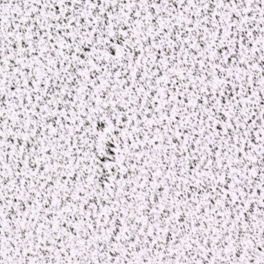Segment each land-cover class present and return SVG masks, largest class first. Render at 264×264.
<instances>
[{
	"label": "snow or ice",
	"instance_id": "1",
	"mask_svg": "<svg viewBox=\"0 0 264 264\" xmlns=\"http://www.w3.org/2000/svg\"><path fill=\"white\" fill-rule=\"evenodd\" d=\"M0 264H264V0H0Z\"/></svg>",
	"mask_w": 264,
	"mask_h": 264
}]
</instances>
